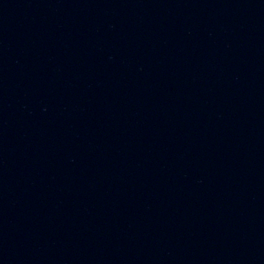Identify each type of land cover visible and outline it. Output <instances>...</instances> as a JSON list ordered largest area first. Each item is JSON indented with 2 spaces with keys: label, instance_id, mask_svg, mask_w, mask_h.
<instances>
[{
  "label": "water",
  "instance_id": "1",
  "mask_svg": "<svg viewBox=\"0 0 264 264\" xmlns=\"http://www.w3.org/2000/svg\"><path fill=\"white\" fill-rule=\"evenodd\" d=\"M0 264H264V0H0Z\"/></svg>",
  "mask_w": 264,
  "mask_h": 264
}]
</instances>
